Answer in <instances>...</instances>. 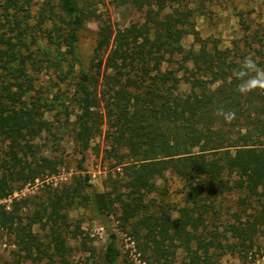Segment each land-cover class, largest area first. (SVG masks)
Wrapping results in <instances>:
<instances>
[{"label": "trees", "instance_id": "trees-1", "mask_svg": "<svg viewBox=\"0 0 264 264\" xmlns=\"http://www.w3.org/2000/svg\"><path fill=\"white\" fill-rule=\"evenodd\" d=\"M112 3L142 18L116 29L97 0H0V236L9 231L25 260L64 255L53 210L79 204L116 216L149 264L264 258V90H237L246 56L264 68L262 28L243 20L241 37L221 47L201 35L193 0ZM91 21L96 46L82 66L79 34ZM44 75L67 90L51 98ZM60 133L83 157L103 135L112 183L98 192L80 175L49 187L24 216L28 198L3 200L59 173L65 160L48 143ZM169 173L184 181L180 204L167 200ZM36 224L50 226L47 242ZM121 255L112 232L103 257L118 264Z\"/></svg>", "mask_w": 264, "mask_h": 264}, {"label": "rangeland", "instance_id": "rangeland-1", "mask_svg": "<svg viewBox=\"0 0 264 264\" xmlns=\"http://www.w3.org/2000/svg\"><path fill=\"white\" fill-rule=\"evenodd\" d=\"M97 2L99 11L104 17L110 19L116 29L142 18L141 12L135 10L125 12L115 8L112 0H97ZM193 2L194 6L203 8L202 15L197 18V28L201 35L217 40L221 47H229L232 41L241 37L244 31L241 24L243 20L253 29L262 28L264 34V0H193ZM97 31L98 23L94 21L87 23L86 27L80 31L77 53L82 66H88L91 62L97 41ZM192 42V36L184 40L186 47L191 46ZM42 82L47 87V92H51V98L67 90L65 84L60 86L53 84L54 80L50 75H44ZM42 143L45 142L42 141ZM48 146L65 160L59 173L46 176L45 179H38L35 183L28 184L22 191L3 200L10 205L15 199L19 201L22 198H28V203L22 204L20 209L24 216L38 209L39 203L46 200V190L49 187L72 182L80 175L83 177L88 175L89 182L98 192L105 191L106 184L112 183L110 176L114 168L111 160L105 156L106 140L103 135L90 141L85 157L74 146L69 134L60 133L48 143ZM163 181L159 180L158 183L162 184ZM166 183L171 188L167 200L177 204L182 203L184 181L169 173ZM53 213L58 221L56 228L63 232L67 243V251L64 255L54 254L39 262L22 259L20 257L22 252L14 244V236L9 231H4L0 236V264H109L105 261L103 253L112 232L117 235V243L122 253L118 264H149L138 252L133 237L122 230L116 216H99L92 208L79 204L69 210L55 209ZM33 230L46 242L48 241L45 235L49 233L50 226L43 228L36 224ZM254 253L255 256L251 253L248 257L249 263H245L237 255L228 254L219 264H264L261 253ZM176 264H180V260Z\"/></svg>", "mask_w": 264, "mask_h": 264}, {"label": "clouds", "instance_id": "clouds-1", "mask_svg": "<svg viewBox=\"0 0 264 264\" xmlns=\"http://www.w3.org/2000/svg\"><path fill=\"white\" fill-rule=\"evenodd\" d=\"M237 79L240 81L237 90L242 94L256 89L264 90V68L258 65L254 54L250 53L243 59L237 70ZM217 114L222 115L229 122L235 119L234 111L225 112L223 109H219Z\"/></svg>", "mask_w": 264, "mask_h": 264}]
</instances>
